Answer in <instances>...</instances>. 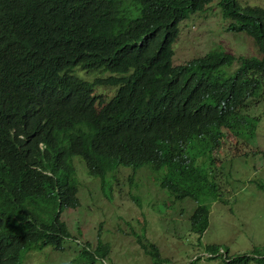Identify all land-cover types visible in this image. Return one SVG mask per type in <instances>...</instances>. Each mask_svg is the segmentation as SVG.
<instances>
[{
  "label": "trees",
  "instance_id": "obj_1",
  "mask_svg": "<svg viewBox=\"0 0 264 264\" xmlns=\"http://www.w3.org/2000/svg\"><path fill=\"white\" fill-rule=\"evenodd\" d=\"M128 1L0 0V25L8 28L26 23L38 31L45 22L36 25L27 22L43 11H58L78 32L89 29L93 38L103 39L107 52L103 59L81 56L64 61L57 58L50 46L41 43L0 60V139L13 128L5 121L8 105L4 98L10 95L17 100L13 105L20 110L19 123L29 124L17 135V141L25 144L26 156L34 155L30 172L17 171L9 180V185L18 189V193L13 212H0V264H22L26 253L48 247L63 251L64 242L71 240L69 229L61 219L65 210L78 207V181L72 164V147L68 144L73 127L63 121L66 116L63 94L70 82L74 81L75 91L87 98L94 88L90 72L116 74L120 76L118 81L125 80L139 95V107L157 112L156 118L148 122L138 121L133 104L121 99L111 115L106 116L119 119L132 141L139 144L133 153L121 151L127 154L125 158L102 157L89 171L90 176L100 179L102 186L106 175L119 166L136 170L147 165L152 172L163 171L158 178L159 187L177 199L216 198L217 186L197 162L214 165L217 162L214 154L227 134L235 139L255 135L259 117H250L248 113L252 106L264 101V8H238L233 0L219 3L222 16L234 21L231 27L253 40L261 56L259 59L235 57L217 45L203 57L172 67L171 76L166 78L150 65L151 58L159 53L153 45L148 44L138 52L127 50L126 34L115 22L114 11L122 9ZM151 1L158 10H173L188 14L187 17L195 12L194 0ZM163 53L171 62L172 50ZM237 61L239 66L233 75L220 73ZM76 68L82 79L74 75ZM32 71L48 81V88L30 92L21 99L18 77ZM27 79L23 77V81ZM183 81L187 82L184 88L181 87ZM96 82L97 79L93 81ZM109 101L111 99L99 100L97 104ZM37 113L47 118V124ZM97 124V119H91L88 128ZM23 138L29 141L24 143ZM80 142H74L73 146ZM21 160L22 156L11 144L0 145V188ZM190 221L191 231L203 235L209 226L207 207L198 206ZM134 235L144 254L158 263V250L147 241L145 233ZM206 249L217 253L220 248L208 245ZM108 254L109 246L98 239L94 249L85 243L68 264H96ZM263 254L254 249L249 255L225 256L224 259L227 264L252 261L264 264V258H257Z\"/></svg>",
  "mask_w": 264,
  "mask_h": 264
},
{
  "label": "rangeland",
  "instance_id": "obj_2",
  "mask_svg": "<svg viewBox=\"0 0 264 264\" xmlns=\"http://www.w3.org/2000/svg\"><path fill=\"white\" fill-rule=\"evenodd\" d=\"M218 1L214 0L209 5H216L214 15L212 18L207 16L201 24L204 29L201 34L188 31L184 26L180 43L173 45L176 53L173 63L192 60L195 55L203 54L217 44L236 57L258 56L249 37L226 30L229 22L221 17ZM236 2L242 7L264 8V0ZM190 18L184 22H189ZM235 68L236 64L223 68L220 73L230 76ZM81 73L87 74L85 71ZM92 74L97 76L99 73ZM75 76L82 79L81 75ZM112 92V89H106L104 94L109 97ZM248 114L259 117L252 138L235 139L227 134L214 154L218 159L215 166L207 162L197 163L210 173L220 188V202L204 200L210 214L209 226L203 235L190 229L189 218L197 203L190 199L177 201L166 190L160 189L158 178L163 171L155 173L144 167L133 174L131 169L120 168L109 179V198L99 189L97 181L89 179L81 171L80 205L76 209L65 210L61 215L72 240L64 242L63 251L49 247L42 251H30L24 255L22 264L68 263L77 257L81 244L88 242L95 247L98 238L109 244L111 253L96 264H154L134 241V234L143 233L147 241L159 249L161 264H227L225 256L249 255L254 249L263 248L264 101L252 106ZM73 163L75 168L76 163H81L85 169L78 157L73 159ZM208 245H217L220 249L217 253H210L206 249ZM250 264L255 263L252 261Z\"/></svg>",
  "mask_w": 264,
  "mask_h": 264
},
{
  "label": "clouds",
  "instance_id": "obj_3",
  "mask_svg": "<svg viewBox=\"0 0 264 264\" xmlns=\"http://www.w3.org/2000/svg\"><path fill=\"white\" fill-rule=\"evenodd\" d=\"M194 1L196 3L194 8L195 12L194 14L189 16L191 17L189 22H184V20L189 18L187 17L188 14H179L178 12L173 10H158L151 0H129L122 9L114 11L115 22L126 34L127 50L130 52H138L144 49L148 44L153 45L159 53L151 58L150 65L156 72L160 73L166 78H169L171 76L172 67L185 65L194 59L206 55L210 50L214 49L215 46L219 44L216 43L217 45H212L203 54L195 55L193 57L194 59L192 60H188L184 63H173V57L174 55H176L175 51L173 50V45L174 43L176 45L180 43L179 39L184 26L187 27L188 31H192L195 34H201L204 31L201 24L205 22L207 16L212 18V16L214 15L213 8L216 5H212L209 7V5L214 0ZM233 1L238 8H244L242 6H239L236 0ZM220 2L221 0L217 2V7L219 8L220 15L224 20H227L229 22L226 30L234 34H243V32L236 31L231 27V25L234 24V21L232 19L224 18L222 16L221 8L219 5ZM199 12L200 14H197ZM1 20L2 19H0V24ZM42 22H45L46 25H43L42 28L38 31L29 28L26 23L17 24L8 28L5 26V24L0 25V60H3L28 46L41 43L50 46V48L53 49L55 55H58L57 58L64 61H73L80 58L81 56H88L93 59H103L106 57L107 52L103 39L93 38L89 29L84 32H78L75 25L68 21H64L63 15H61L58 11H43L40 16L33 20H30L27 23L29 25H36L41 24ZM190 22H192L193 24L191 25ZM199 30H201V32H199ZM252 43L258 53V56L243 57H254L259 59L261 57L260 53L253 40ZM167 49H171L173 52L171 62L163 53ZM235 64L236 68L234 72L239 66L238 61L233 65ZM78 71L79 68H76L74 70V75L77 74ZM92 73L94 72H90L89 75L91 77V81L93 84L92 86L94 88L93 92H91L87 98L82 97L75 91L74 81L68 84L63 94V101L66 107V116L63 121L71 123L73 127L70 139L68 141V144L72 147V164L75 168L73 159L75 157H78L83 162L86 169H84L81 163H76L74 173L76 178L78 176V186L76 194V198L78 199V207L80 205L78 192L81 185V171L89 179L97 181L99 189L107 198H109L111 190V182L109 181V179L113 177L114 172H116L120 168H124L131 169L132 173L135 174L140 169L147 167L146 165L134 170L131 167L127 168L119 166L113 172L106 175L103 186L99 178H94L89 175V171L98 163V161L102 157L108 156L110 158H117V156H120L121 158H125L127 157V154L121 153V151H131L133 153L138 147L139 142L132 141L128 131L124 129L123 123L119 119L106 117L107 115H111V110L118 104L121 99H125L133 104L134 114L138 121L148 122L150 118L154 119L157 116L156 111L139 107V95L130 89L128 83L125 80L118 81L120 76L103 71H98L99 74L97 76L93 75ZM24 76L28 78L26 81H23ZM95 79H97L98 82L93 83ZM48 85V81L44 77H42L38 72L32 71L28 74L18 77L17 90L20 98L22 99L30 92L45 91L48 88ZM185 86H187V82L183 81L181 87L184 88ZM106 89H112L113 91L109 97H106V95L104 94V91ZM106 99H111V101L101 105L97 104L99 100ZM4 102L8 105L6 111L7 117L5 121L9 124H12L13 128H11L9 132L0 139V145L3 143H9L20 154V156H22L20 164L8 173L3 186L0 188V212H13V210L16 208L15 199L18 193V189L9 185L10 177L17 171H21L23 174L29 173L34 155L26 156L25 144L22 145L19 141H17V135L29 125L27 123H19L18 115L20 114V110L16 109V107L13 105L14 103H17V100L10 95H6L4 98ZM36 116L44 120L47 124V118L45 116L39 113H37ZM91 119H97L98 124L92 128H88V122ZM35 127L38 128V126ZM226 136L222 140L221 146L224 143ZM231 136L233 137V135ZM32 138L33 137H29V139ZM27 139L28 138H23L21 140L26 143L27 141H29ZM76 141L81 142L73 146V143ZM199 162L201 163V161ZM216 163L214 164V166L216 165ZM204 171L209 174L210 180L214 182L211 178L210 173L206 169H204ZM215 185L218 188L216 198H212L210 196H202L198 200H194L190 197L177 199L174 195H172L170 192L169 193L177 201L190 199L197 203V206L194 208V210L198 206L207 207L209 221L210 212L208 206L204 204V200L210 199L214 202H220V188L216 183ZM135 200L138 199L135 198ZM194 210L192 211V214ZM70 237L72 240L71 233ZM134 241L136 245L142 250L140 245L137 243L136 238ZM85 243L81 244L80 248ZM88 244L92 249L97 246L96 244L95 247H92L90 243ZM107 245L109 246V244ZM151 245H153L158 250L159 254V262L157 263L155 260H152V262L154 264H161L162 260L160 258L159 249L153 243H151ZM142 252L144 253L143 250ZM259 252L264 253V247L259 249ZM110 253L111 249L109 246V254ZM257 258L263 259L264 254L258 256Z\"/></svg>",
  "mask_w": 264,
  "mask_h": 264
}]
</instances>
